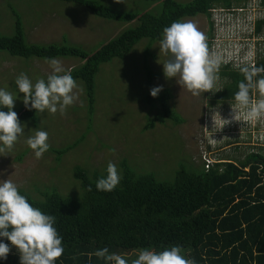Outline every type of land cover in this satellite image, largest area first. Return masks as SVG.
Instances as JSON below:
<instances>
[{"label":"rangeland","instance_id":"1","mask_svg":"<svg viewBox=\"0 0 264 264\" xmlns=\"http://www.w3.org/2000/svg\"><path fill=\"white\" fill-rule=\"evenodd\" d=\"M98 1L117 11H132L144 7L147 2H153ZM177 1L186 3L191 0ZM8 2L20 14L27 43L48 44L63 42L65 39L66 43L80 46L92 53L136 24L135 20H106L93 15L81 5L60 0H0V31L3 33L11 32L13 22ZM222 4L208 10V17L199 13L184 17L181 21L195 23L206 35V42L212 40L210 53L218 55L225 62L230 63L232 56L238 53L239 43L243 44L239 57L243 55L246 65L247 57H252L257 49H261L260 55L264 56V29L259 34L260 38H256L259 39L258 44L249 47L245 42L249 25H245L244 20L251 19L254 15L256 18L264 15V5L260 4V0L232 3L230 9L224 8ZM227 10L234 19L225 14ZM231 11L237 14L232 15ZM211 20L213 26L209 30ZM241 33L245 38L238 42ZM147 46L148 40L142 38L125 57L113 58L99 66L94 79L95 100L90 121L81 80H76L78 89L75 91L78 98L64 115L59 111L51 114L45 110L44 113L36 112V125L21 121L25 129L24 135L18 139L11 152L0 154V182L10 179L18 186L20 193L24 191L33 199L42 200V193L51 191L53 188L49 187L52 186L62 195L77 196L75 194L80 192V188L73 176L75 165L87 170L89 175L94 172L102 174L111 161L116 165L120 176V162L126 159L128 166L136 173H150L160 181H170L175 172L185 164L198 168L203 166L207 170L213 162H238L250 152L264 154V123L248 122L246 113L245 117L243 114L236 115L239 120L234 119L232 111L221 114L218 110L224 112L234 102H216L211 105L209 102L214 95L211 92L193 96L187 89H182L176 78L167 79L164 75L163 62L171 56L160 53V41L151 43L149 49ZM55 59L60 61L65 72L82 63V60L75 57ZM49 60L10 56L5 51H0V88L16 98L14 109L24 105V94L19 92L15 84L16 77L25 73L33 84L38 79H46L53 71ZM232 62L242 65L239 61ZM146 67L155 74L151 83ZM216 75L218 80L215 87L219 89L226 80L221 78L219 71ZM160 85H163V90H170L169 106L181 117L179 120L183 121L175 123L172 119L165 118L163 123L155 121L153 127L144 129L149 117H153L158 109L150 108L144 103V98L150 89ZM252 97L258 99V93H253ZM156 105L159 106L158 103ZM232 107L241 110L237 104ZM88 125L90 128L87 130ZM37 130L48 133L50 145L40 159L35 157L34 151L26 143L27 138ZM82 134L83 139L75 147L58 156L56 150L74 142ZM254 138H260V144H251ZM209 141L217 147L208 145ZM203 157H206L205 160ZM9 246L11 251L7 259L0 261L3 264H20L16 247L11 244ZM140 251L123 252L121 255L131 264L132 260L138 258ZM182 255L185 256V253ZM13 258L16 259L15 262Z\"/></svg>","mask_w":264,"mask_h":264},{"label":"trees","instance_id":"2","mask_svg":"<svg viewBox=\"0 0 264 264\" xmlns=\"http://www.w3.org/2000/svg\"><path fill=\"white\" fill-rule=\"evenodd\" d=\"M60 1L81 5L93 15L106 20H135L136 24L92 53L80 46L66 43L65 39L63 42L48 44L27 43L20 14L8 2L13 22L10 33L0 31V51L24 58L75 57L82 60L80 65L71 67L66 72L83 83L89 121L94 109V79L102 63L125 57L142 38L148 40L146 48L149 49L151 43L161 41L165 27L184 17L199 13L208 17V10L219 3L230 9L232 3L247 2L191 0L184 3L177 0H153L145 3L142 8L117 11L98 0ZM260 4L264 5V0H260ZM211 21L209 30L213 26ZM263 29L264 15L248 35L249 47L258 44L259 39L256 38ZM211 41H208V47ZM261 51L259 49V56L254 62L257 67L264 66ZM237 64L238 62L221 61L219 74L226 81L219 88L221 90L212 96L209 102L211 105L235 100L239 82L244 80V76L234 67ZM146 69L151 83L155 74L147 67ZM169 98V89H164L157 97H153L151 91L146 94L144 103L152 109H158L153 117H149L144 129L153 127L155 121L163 123L165 118L172 119L175 123L183 121L170 108ZM0 110L8 111L7 108ZM13 110L18 113L20 122L27 121L36 125L37 110H28L24 105ZM83 137L84 134L56 150L58 156L75 147ZM253 144L258 145V142ZM120 167V182L113 191H100L96 187L97 180L107 176V168L102 174L94 172L89 175L79 165L73 167V176L80 188V192L75 194L77 196L62 195L53 186L49 187L53 188L51 191L42 193V200L33 199L27 192L21 191L34 207L56 218L54 227L63 238L64 252L55 264H111L95 255L97 250L105 247L110 254L121 255L138 249L159 253L172 246H180L185 257L194 260L195 264H264L262 152L247 153L238 162H214L207 170L203 166L198 168L185 164L175 172L170 181H160L150 173H136L128 166L126 159L121 160ZM0 242L11 244L5 237H0ZM14 260L16 259L13 258ZM0 264L3 263L0 261Z\"/></svg>","mask_w":264,"mask_h":264},{"label":"clouds","instance_id":"3","mask_svg":"<svg viewBox=\"0 0 264 264\" xmlns=\"http://www.w3.org/2000/svg\"><path fill=\"white\" fill-rule=\"evenodd\" d=\"M115 2L124 3V0H115ZM225 14L232 17L229 10ZM234 14L237 13L232 12V15ZM258 19L259 17L256 18L254 15L253 18L244 20L245 25H249L247 36L252 32ZM236 32L237 29L234 31L235 36ZM244 38L241 33L238 42ZM206 41V35L191 21H176L165 27L160 41V53L171 56L163 62L165 77L176 78L182 89H187L193 96L205 92L215 94L221 90L215 85L218 80L216 74L223 60L218 55L210 53ZM245 42L248 44L247 39ZM239 46L238 53L232 56L230 61L236 60L243 65L238 63L234 66L244 76V80L239 82L235 100L232 101L233 105L237 104L241 110H235L232 105L224 112L218 111L221 114L232 111L236 120H239L236 115L243 114L245 117L246 113L248 122L264 123V75H261L264 74V66L257 67L254 64L259 56V49L252 53V57L250 55L247 57L248 65H246L243 55L239 57L243 51V44L239 43ZM49 63L53 71L48 75L47 81L41 78L33 84L27 74L20 73L15 79V84L19 92L24 94L23 103L28 110L35 109L37 113H44L47 110L51 114L59 111L64 115L67 108L78 98V93L75 91L78 89V84L70 73L64 71L60 61L50 58ZM257 77L259 79H256ZM162 90L163 85L153 87L150 90L151 95L157 97ZM253 93H258L259 98H253ZM15 100L12 93L0 88V108L8 109V111L0 110V154L11 152L25 132L18 113L13 110ZM256 141L260 144V138H254L253 143ZM26 143L34 151L37 159L42 158L50 147L48 133L43 130H37L34 135H30ZM207 144L217 147L211 141ZM119 182L117 167L109 161L107 176L98 179L96 187L100 191H113ZM55 221V216L45 214L41 209L34 207L27 197L20 193L18 186L12 180L0 182V237L7 238L11 245L16 247L20 255V264H55V261L62 256L63 238L54 227ZM10 251L8 243L0 242V259L6 260ZM95 255L111 264H129L122 255L110 254L107 247L97 250ZM131 264H195V261L182 255L180 246H172L159 253L148 249L141 250L138 258L132 260Z\"/></svg>","mask_w":264,"mask_h":264},{"label":"built area","instance_id":"4","mask_svg":"<svg viewBox=\"0 0 264 264\" xmlns=\"http://www.w3.org/2000/svg\"><path fill=\"white\" fill-rule=\"evenodd\" d=\"M206 158V157H205ZM205 158H204V160H205Z\"/></svg>","mask_w":264,"mask_h":264}]
</instances>
